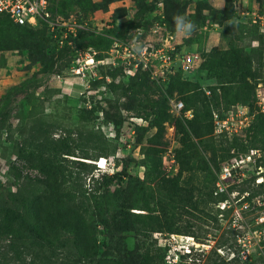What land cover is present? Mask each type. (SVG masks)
Returning <instances> with one entry per match:
<instances>
[{"label":"rangeland","instance_id":"1","mask_svg":"<svg viewBox=\"0 0 264 264\" xmlns=\"http://www.w3.org/2000/svg\"><path fill=\"white\" fill-rule=\"evenodd\" d=\"M64 2L52 0L54 16L81 11L85 18L108 20L110 29H102L106 35L98 29L85 37L79 33L70 45L57 49L43 28L31 41L38 42L37 51V45L24 46V35L0 22L2 185L13 190L21 180L27 182L45 202L41 224L54 239H67L91 264H186L168 262L156 231L192 236L201 245L181 242L200 250L191 257H198L199 264H264V112L256 104V93H264V0ZM177 14L194 22L191 35L178 30L183 20L176 21ZM114 39L155 45L167 39L175 58L191 54L196 62L186 72L164 76L157 66L154 76L152 68L149 75L141 67L129 70L110 54ZM89 49L104 60L84 66L85 56L78 50ZM80 65L87 84L80 94L68 93L63 79L75 78ZM232 71L245 77L253 94L250 103L235 99L234 89L226 91ZM174 100L200 114L244 104L250 120L225 135L210 129L205 119L207 126L191 136V149L179 151L175 115L169 113L158 130L149 123ZM119 117L130 122L128 128H115ZM62 142L87 158H54L53 148ZM21 146L24 160L14 154ZM10 159L15 170L8 166ZM72 159L86 162V169ZM181 162L184 170L179 172ZM225 163L235 166L237 176L220 192L216 181ZM122 168V180H114L103 205L93 208L88 197L94 182ZM118 195L128 202L127 232L112 217L120 209ZM246 247L250 261L242 262L238 254ZM22 255L8 248L6 238L0 239V264H33V254Z\"/></svg>","mask_w":264,"mask_h":264},{"label":"trees","instance_id":"2","mask_svg":"<svg viewBox=\"0 0 264 264\" xmlns=\"http://www.w3.org/2000/svg\"><path fill=\"white\" fill-rule=\"evenodd\" d=\"M55 2L57 5H64V3H66L64 0H55ZM48 9L54 16L52 0H50ZM3 21L10 25L11 30L17 32L20 35H24L22 37V44L24 46H30V44L38 46V42L32 44L31 41L39 36L40 33H38V31H42L44 29L46 30V26L44 25L32 27L29 25L14 23L8 18L0 19V22ZM87 33L88 31H81L80 35L85 37L87 36ZM8 41L9 40H6L3 43H9ZM35 50L39 51V46ZM40 59L43 62L46 61L43 60L42 56H40ZM204 69L207 70V73L210 74V77H215L217 79L219 78L216 74L212 75L207 67H204ZM142 71L143 73L149 75V69H143ZM229 77L231 80L228 82L229 85L225 87L226 91H233L234 89L233 97L235 99L240 102L250 103L249 100L253 94L251 96V91L246 86V81L243 74H238L236 71H232ZM234 83H236V86H234ZM188 109H190L188 106H184L182 113ZM168 110H166L167 112H163V115L161 112H155L153 114L152 120L150 119L149 123L153 126H156L157 130L160 129L162 127V123L168 120L170 113ZM212 112L213 111L203 114L192 112L191 118H186L182 114L181 116H176L173 119V125L175 126L177 133L180 135L179 151H189L191 149V136L200 133L202 128L207 126V124L204 123L205 119H208L210 123V129H213ZM129 124V121H123L121 117L117 118L114 122L115 128L117 130L119 128L123 129L125 125ZM13 149L14 147L12 146V150ZM14 154L23 160L26 157L22 146L15 147ZM52 155L54 158L61 157L65 161H68L67 157H65L68 155L87 158L86 156L77 155L75 148L71 147L66 142H62L59 146L54 147ZM70 161L76 163L80 169H86V162L79 159H72ZM183 164L184 162L180 163L181 166L179 165V172L184 170ZM8 166L12 170L16 169V166L11 159L8 163ZM124 171V168H122L119 172L105 174L96 182H94L88 197V201H90V204L93 208L99 209L103 205L102 198L107 195L106 192L109 190L110 185L114 180L121 181L122 173ZM70 198L72 199L71 196ZM118 198L122 200L119 204L120 209H115L112 217L116 221L117 225L122 226L121 231L127 232L131 229V221L128 217L129 209L126 210V205L128 202L123 195H118ZM42 200L43 197L40 195H34L31 186L24 180L18 182L13 190L11 188L6 189L0 181V239L6 238L8 240V248L15 252L18 257H22V254L24 253L33 254V264H91L86 258V255L82 256L81 251L68 244L67 239H54V234H52L43 224H41L40 218L43 217L41 212L45 210V202ZM134 201L135 202H133V205H138L136 202L137 200ZM40 208L43 209L40 211ZM106 211H108V209ZM102 222L105 224V226L109 225V222L105 217H103ZM72 223L73 222L71 221L66 222L68 225H72ZM94 252L95 250L90 253L92 254ZM144 262L143 264H145Z\"/></svg>","mask_w":264,"mask_h":264},{"label":"built area","instance_id":"3","mask_svg":"<svg viewBox=\"0 0 264 264\" xmlns=\"http://www.w3.org/2000/svg\"><path fill=\"white\" fill-rule=\"evenodd\" d=\"M50 0H0V19H10L14 23L21 25H29L32 27L46 26L47 34L50 40L54 42L57 49L70 45L71 39L75 38L81 31H94L105 36L102 29H110L108 20L96 21L95 18H85L81 11H76L69 17L53 16L48 9ZM102 22L101 26L100 23ZM264 27V21L262 22ZM174 46L165 39L159 44H141L137 41H122L114 39L110 44V54L114 59H118L123 65V68L141 67L142 69H150L154 76L156 66L160 69L161 76L164 74H175L177 71L186 72L192 68L196 62V56L185 54L181 57L175 58L172 53ZM97 51L89 49L85 51L78 50L79 56H85L84 66L96 65L101 63L104 59L97 58ZM174 56V57H173ZM84 66L80 65L75 68L74 77L78 79L85 78L83 72ZM86 81H81V85L86 86ZM256 104L261 112H264V93H256ZM182 100H174L170 104L169 112L175 116L183 114L186 118L192 117V110L188 109L182 113ZM250 120L249 111L244 104H237L234 110H214L212 112L213 130L217 134H230L236 132L242 126H246ZM128 128L125 125L124 128ZM133 130L129 128V133ZM99 167V161L96 163ZM103 165V164H102ZM235 166L233 164L225 163L218 175L216 187L218 191L223 192L226 189V182H231L236 176L237 172L233 171ZM154 237L158 240L160 245L167 248L168 262L179 263L184 261L186 264H199L198 257L191 260L192 253L200 251L197 247L190 248V244L182 243L181 241L190 240L194 245H201L194 242L192 236H181L176 233L165 234L159 231L154 232ZM204 245V244H202ZM203 252V251H202ZM238 258L242 261H250L249 249L242 248L239 251ZM190 262V263H189Z\"/></svg>","mask_w":264,"mask_h":264},{"label":"crops","instance_id":"4","mask_svg":"<svg viewBox=\"0 0 264 264\" xmlns=\"http://www.w3.org/2000/svg\"><path fill=\"white\" fill-rule=\"evenodd\" d=\"M77 78V77H75ZM75 78L73 79H63V81H65L66 86L65 88L67 89L68 93H81V91H83V86L81 85V81L80 80H75Z\"/></svg>","mask_w":264,"mask_h":264},{"label":"clouds","instance_id":"5","mask_svg":"<svg viewBox=\"0 0 264 264\" xmlns=\"http://www.w3.org/2000/svg\"><path fill=\"white\" fill-rule=\"evenodd\" d=\"M174 19L178 22L180 20H183V27H181L180 24L178 23V30L185 32L187 35H191V32L195 28V24L193 21L188 20L185 17L180 16L179 14H177V16L174 17Z\"/></svg>","mask_w":264,"mask_h":264},{"label":"bare ground","instance_id":"6","mask_svg":"<svg viewBox=\"0 0 264 264\" xmlns=\"http://www.w3.org/2000/svg\"><path fill=\"white\" fill-rule=\"evenodd\" d=\"M102 160H103V158H102Z\"/></svg>","mask_w":264,"mask_h":264}]
</instances>
